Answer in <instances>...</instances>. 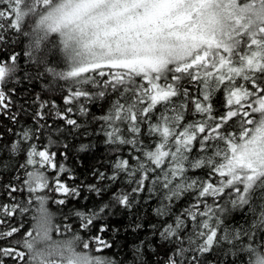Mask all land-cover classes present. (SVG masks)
Returning <instances> with one entry per match:
<instances>
[{
	"label": "snow or ice",
	"instance_id": "obj_1",
	"mask_svg": "<svg viewBox=\"0 0 264 264\" xmlns=\"http://www.w3.org/2000/svg\"><path fill=\"white\" fill-rule=\"evenodd\" d=\"M11 35L26 38L23 55L66 89L63 107L40 101L36 127L9 146L24 160L4 194L28 197L0 204V225L18 212H31L34 224L20 240L11 239L20 227L0 230V264H117L104 238L110 207L130 210L145 192L160 197L158 234L171 246L164 264H209L222 243L228 255L264 264V243L257 242L264 233V0H0V46ZM54 50L60 60L50 66ZM19 59L17 52L0 56V112L13 105L8 85L18 82ZM99 101L107 107L91 113ZM88 121L97 123L91 133ZM74 132L102 136L113 154L111 174L92 175L111 184L123 178L129 187L99 206L73 205L54 223L48 196L38 193L56 192L55 203L67 206L81 187L105 191L68 183L77 177L57 161L67 152L53 136ZM187 194L192 202L174 211ZM229 205L253 212L250 230L222 229Z\"/></svg>",
	"mask_w": 264,
	"mask_h": 264
},
{
	"label": "trees",
	"instance_id": "obj_2",
	"mask_svg": "<svg viewBox=\"0 0 264 264\" xmlns=\"http://www.w3.org/2000/svg\"><path fill=\"white\" fill-rule=\"evenodd\" d=\"M12 41H15L13 43ZM27 47V40L24 37L11 35L9 42L0 46V56H8L12 52L20 53L19 72L17 73L18 82L13 81L8 85L9 89H15L11 93L13 105L8 112H0V204H11L15 202H25L28 194L20 192L14 194L15 201H12L4 194L2 185L9 180L14 181L16 169L19 163L24 160L23 154L18 156L12 155L8 149L10 144L17 139V133L25 128H35L36 124L33 120V114L39 107L40 101H48L49 105L52 101L63 107L62 96L66 89L63 81L53 80V78L44 71V65H38L29 60L23 55L24 49ZM60 60V56L54 50V54L49 56V65H55ZM39 98V100L37 99ZM107 107L105 101H99L95 105H90L91 113L100 115L103 108ZM217 107H220V97L217 98ZM48 111V109H45ZM15 114L16 120L10 119V116ZM82 122L87 118H79ZM51 122V121H49ZM85 127L91 133L97 128L95 121H88ZM41 135V142L46 143L48 136L47 130ZM83 132V129L81 130ZM54 140L59 143L57 147L61 151L67 152V158L58 155L57 161L65 164L73 171L77 179L75 182L68 181L70 184L87 185L97 184L104 187L105 191L102 195L97 196L96 193L90 192L85 187H81V196L77 200L69 201L67 206H60L55 203V200L60 198L56 192L38 193L39 195L48 196V207L54 214V223H62L63 215L73 205L77 207H95L102 203H108L111 199V193L121 188L127 190L128 185L124 183L123 178L116 184H111L109 181H98L93 175L94 170L103 171L106 174H111V161L114 159L112 152L108 146L103 143V137L92 135H82L80 133L65 134L64 136H53ZM68 144L67 149H63V144ZM88 144L90 147L86 152L78 151L81 144ZM55 150V149H54ZM127 155V150L123 153ZM196 175L203 177L204 173L200 172ZM64 178V177H62ZM85 197L87 199H85ZM139 203L135 204L132 209H125L115 205L110 207L109 215L106 222L109 225V230L104 234V238L113 243L114 247L106 250V254L116 260L117 264H164L167 255L170 254V245L162 241L158 234L159 218L154 214V209L160 203V197L152 196L149 198L147 192L142 193L137 198ZM192 202V195L187 194L183 199L179 200L174 211H180ZM212 203L211 199L208 201ZM224 203V201H220ZM229 209L231 206L229 205ZM7 223L0 225V230H7L8 227H20V232L17 233L12 240H20L26 231L32 229L34 221L32 214L27 213L21 215L19 212L14 217H6ZM171 220V217H169ZM255 216L248 207L240 209H231L225 213L224 224L222 229L229 231L235 229L250 230ZM140 224V228L136 225ZM157 225L154 229L152 225ZM22 225V227H21ZM54 239H62L57 233L53 232ZM264 233H257V242L264 243L260 237ZM4 246H8V242H3ZM140 248V252L136 251ZM230 246L221 244L216 251L208 256L209 264H231L232 260L237 259V264H246L244 260H238L237 257L228 255ZM243 255V254H241ZM9 264H12L9 261Z\"/></svg>",
	"mask_w": 264,
	"mask_h": 264
}]
</instances>
